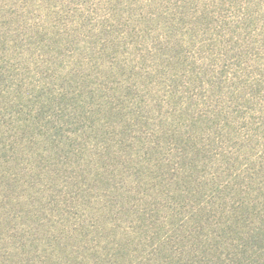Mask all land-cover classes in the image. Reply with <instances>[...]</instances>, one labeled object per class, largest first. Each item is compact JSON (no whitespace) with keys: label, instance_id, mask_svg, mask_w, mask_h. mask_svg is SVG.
<instances>
[{"label":"rangeland","instance_id":"1","mask_svg":"<svg viewBox=\"0 0 264 264\" xmlns=\"http://www.w3.org/2000/svg\"><path fill=\"white\" fill-rule=\"evenodd\" d=\"M0 264H264V0H0Z\"/></svg>","mask_w":264,"mask_h":264}]
</instances>
